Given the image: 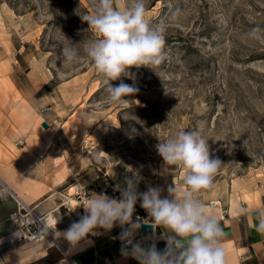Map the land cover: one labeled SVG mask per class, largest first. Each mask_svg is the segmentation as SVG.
Masks as SVG:
<instances>
[{"label":"rangeland","instance_id":"374dc122","mask_svg":"<svg viewBox=\"0 0 264 264\" xmlns=\"http://www.w3.org/2000/svg\"><path fill=\"white\" fill-rule=\"evenodd\" d=\"M145 7L152 26L165 23L164 60L156 71L133 67L132 78L122 77L139 89L122 109L110 102L83 51L96 38L79 15L94 11L92 0H0V55L10 71L5 83L16 100L40 101L50 124L37 121L47 150L43 181L69 177L45 198H73L69 191L86 188L96 173L116 187L139 177V192L160 187L167 197L174 176L186 187L185 171H167L155 146L178 130L198 132L222 162L214 187L196 194L206 204L224 197L235 180L262 178L264 43L248 33L264 28V0H145ZM175 9L178 20L171 19ZM73 45L79 59L67 64L62 49ZM137 215L149 217L139 200Z\"/></svg>","mask_w":264,"mask_h":264},{"label":"clouds","instance_id":"9594fccd","mask_svg":"<svg viewBox=\"0 0 264 264\" xmlns=\"http://www.w3.org/2000/svg\"><path fill=\"white\" fill-rule=\"evenodd\" d=\"M92 7L94 11L90 14L78 13L96 37L84 44L83 51L103 77L110 102L123 109L126 97L139 89L124 83L122 77L132 78L133 67L144 66L156 71L164 60L166 26L163 21L156 26L148 22L145 0H92ZM180 15L181 10L175 9L171 19L178 20ZM248 35L264 43V28L257 25ZM62 55L65 63L72 64L79 59L80 52L75 45L65 46ZM117 80L121 82L114 86L112 81ZM159 141L155 147L165 169L173 173L177 168L183 169L182 184L186 187H179L174 176L173 185L167 189L169 195L162 197L160 187L149 186L139 192L140 178L133 177L126 178V187L117 185L120 199L100 194L83 200L78 206H83L84 214L57 236L68 242L70 251L86 242L89 234L98 235L97 229L109 231L118 223L123 229L122 254L131 256L139 264H228L220 218L196 195L214 187L221 160L211 157L208 140L195 131L178 130ZM138 200L150 218L144 223L165 230L166 247L162 251L155 243L145 247L135 242V234L141 228L139 217L133 221ZM236 211L245 213L243 208ZM253 227L264 234V210H257ZM50 228L55 229L56 225Z\"/></svg>","mask_w":264,"mask_h":264},{"label":"crops","instance_id":"0c3cea01","mask_svg":"<svg viewBox=\"0 0 264 264\" xmlns=\"http://www.w3.org/2000/svg\"><path fill=\"white\" fill-rule=\"evenodd\" d=\"M4 67L0 55V264H139L131 256L122 254L120 235L123 229L118 223L109 231L97 229L96 238L88 236L87 241H82L76 249L66 248L68 255L65 256L54 240L29 241L24 237L26 231L18 229L12 222L11 215L20 201L34 207L38 213L52 212L58 220L54 235L67 247L68 242L57 236L78 221L84 209L73 198L64 202H57L53 195L45 198L50 190L62 185L69 177L55 184L53 179L49 184L44 183L42 156L47 150L41 146L38 123L47 118H42L40 101L36 105L20 98L16 100L15 93L11 97L8 81L5 83L10 71L5 72ZM16 90L24 97V91L20 92L17 86ZM19 139H22V145H18ZM52 175L50 173V177ZM260 175L262 178L256 180H235L224 197L211 200H220L222 207H211V201L208 202L210 212L220 218L225 233L223 244L228 251V264H264V234L253 227L257 222V210H264V172ZM100 194L112 198L102 191L92 197ZM237 208L245 209V213L238 214ZM164 232L162 227H157L154 234L144 237L139 229L135 238L142 236L139 242L143 246L155 243L162 251L166 247Z\"/></svg>","mask_w":264,"mask_h":264},{"label":"built area","instance_id":"2783aa9c","mask_svg":"<svg viewBox=\"0 0 264 264\" xmlns=\"http://www.w3.org/2000/svg\"><path fill=\"white\" fill-rule=\"evenodd\" d=\"M18 142L20 144H23L22 140H19ZM98 191L108 193L116 199L121 198L120 192L116 190V186L113 184L109 176L105 173H96L94 175H91L89 177V183L86 188L76 189L72 193L70 190L69 193L73 197V199H76L78 203L81 204L83 200L91 198L92 195ZM210 205L211 207H222L220 200L211 201ZM80 207L84 209L82 205H80ZM137 217L141 219V222L150 220L149 217H146L144 215H137L133 219L136 221ZM11 218L12 222L17 226L18 229L26 231L24 237L29 241L40 242L46 238H50L54 240L55 244L60 248L65 256L68 255L66 248H69V244L67 247H64L62 245V242H59L56 239L54 230L50 228L58 224V220L52 215V212L44 214L38 213L34 207L20 201L17 210L12 213ZM89 236L92 238L97 237V235L93 236L91 234H89ZM142 239V236H138L135 238V242H139Z\"/></svg>","mask_w":264,"mask_h":264},{"label":"water","instance_id":"95a60500","mask_svg":"<svg viewBox=\"0 0 264 264\" xmlns=\"http://www.w3.org/2000/svg\"><path fill=\"white\" fill-rule=\"evenodd\" d=\"M43 126L45 128H49L50 127V124L46 121L43 122ZM140 231H141V235L144 236V237H148L152 234H154L156 232V228L154 229L153 226L151 225V223H144V222H141V228H140Z\"/></svg>","mask_w":264,"mask_h":264},{"label":"bare ground","instance_id":"6f19581e","mask_svg":"<svg viewBox=\"0 0 264 264\" xmlns=\"http://www.w3.org/2000/svg\"><path fill=\"white\" fill-rule=\"evenodd\" d=\"M72 188H74V187H72Z\"/></svg>","mask_w":264,"mask_h":264}]
</instances>
